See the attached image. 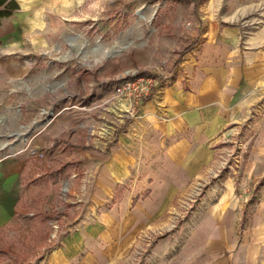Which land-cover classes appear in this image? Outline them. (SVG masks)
Listing matches in <instances>:
<instances>
[{
	"label": "crops",
	"instance_id": "crops-1",
	"mask_svg": "<svg viewBox=\"0 0 264 264\" xmlns=\"http://www.w3.org/2000/svg\"><path fill=\"white\" fill-rule=\"evenodd\" d=\"M15 1L19 9L0 22V150L22 144L9 141L7 112L2 110L8 98V91L1 88L7 82V55L45 49L65 53L73 46V35L87 36L117 5L153 0ZM162 1H186L193 9L198 0ZM188 18L194 23L193 14ZM89 20L90 26L73 34L76 25ZM193 26L186 33L176 32V40L166 43L172 51L184 45L173 59L170 80L142 102L134 118L119 113L115 120L111 117L114 124L106 133L101 131L103 121L95 119L110 118L105 112L112 95L107 84L118 76H111L107 68L89 66L83 74V92L73 93L70 63L55 60L48 68L54 69L46 89L53 94L51 114L32 122L36 127L31 128L28 143L48 152L46 167L57 170V177L74 163L82 171L87 211L105 209L89 226L94 243L129 245L139 231L162 223L175 197L209 170L220 144L233 138L259 107L264 12L244 19L205 15L203 23ZM74 97L85 105L73 108ZM257 129L238 188L233 180L227 181L219 200L203 211L185 248L173 255L166 243L159 251L160 262L168 258L165 264H264V116ZM25 166V156L0 159V230L15 220L25 184L48 177L39 170L27 178ZM84 244L77 238L73 247L78 251ZM111 251L107 257L109 253L112 257ZM58 257L60 264H97L94 261L105 255L78 251Z\"/></svg>",
	"mask_w": 264,
	"mask_h": 264
},
{
	"label": "rangeland",
	"instance_id": "rangeland-1",
	"mask_svg": "<svg viewBox=\"0 0 264 264\" xmlns=\"http://www.w3.org/2000/svg\"><path fill=\"white\" fill-rule=\"evenodd\" d=\"M115 8L114 12L108 13L109 18L96 26L97 32L90 29L87 36L73 35V46L70 50L67 48L65 53L45 49L6 56L8 76L1 88L8 91V98L2 110L7 112L9 141L20 140L22 144L16 143L19 146L15 144L0 150V159L14 154L25 156L27 166L24 174L27 178L39 170L47 172L48 177L39 183L28 181L25 184V194L18 205L15 220L0 230V264H60L58 255L78 251L105 255V258L94 261L97 264H165L169 262L168 258L159 261L162 246L170 244L173 255L180 253L188 244L203 211L219 200L226 182L233 180L235 189L238 188L240 182L237 180L251 156L258 124L264 116V82L258 94L259 107L239 125L233 138L220 144L215 162L209 170L201 178L190 182L175 197L162 223L139 231L129 245H110L106 241L94 243L91 239L93 233L89 226L100 218L105 209L87 211L84 195L86 181L82 178V171L74 163L68 166L62 177H57V170L50 171L46 167L48 152L38 151L31 142L28 143L30 130L36 127L32 122L38 116L46 118V111L51 110L49 105L53 94L46 90L48 82L53 81L54 69H48L51 63L55 60L70 63L73 93L83 92L86 81L83 74L89 66L91 69L107 68V72L111 76H118V79L133 73L146 76L172 73L175 67L173 59L184 48L183 45L181 49L174 47V51L168 49L166 43L176 40V32L184 30L186 33L196 28L193 24L203 23L205 15L244 19L263 13L264 0H198L193 9L186 1L165 4L162 0H153L146 4L138 1L130 6L121 4ZM192 14L194 23L192 18H188ZM91 23L89 20L76 25L73 34L80 33L84 25L90 26ZM189 46L185 45V48ZM13 60L19 65L13 64ZM83 105L85 102L80 103L73 98V108ZM116 106V103L105 105V112L111 115L110 118L94 117L96 121H103L104 129L101 131L106 133V128L114 124L110 119L115 120L118 113L119 116L124 114V111L117 112ZM92 130L96 135L98 130ZM34 151L42 154V157L34 155ZM77 238L85 242L78 251L73 247ZM67 240L71 241L68 243ZM109 251L112 257L111 253L107 257ZM50 256H56L57 261L51 260Z\"/></svg>",
	"mask_w": 264,
	"mask_h": 264
},
{
	"label": "built area",
	"instance_id": "built-area-1",
	"mask_svg": "<svg viewBox=\"0 0 264 264\" xmlns=\"http://www.w3.org/2000/svg\"><path fill=\"white\" fill-rule=\"evenodd\" d=\"M170 76L169 72H162L156 76L133 73L124 79L116 78L107 84V88L112 91L107 103H116L115 110L117 112L124 111V114L133 117L142 102L153 98L160 87L170 80ZM229 140H224V142ZM33 154L42 157V154H38L36 151ZM232 167L231 164L230 168L232 169Z\"/></svg>",
	"mask_w": 264,
	"mask_h": 264
},
{
	"label": "trees",
	"instance_id": "trees-1",
	"mask_svg": "<svg viewBox=\"0 0 264 264\" xmlns=\"http://www.w3.org/2000/svg\"><path fill=\"white\" fill-rule=\"evenodd\" d=\"M19 6L15 0H0V19L11 16Z\"/></svg>",
	"mask_w": 264,
	"mask_h": 264
},
{
	"label": "bare ground",
	"instance_id": "bare-ground-1",
	"mask_svg": "<svg viewBox=\"0 0 264 264\" xmlns=\"http://www.w3.org/2000/svg\"><path fill=\"white\" fill-rule=\"evenodd\" d=\"M46 113H49V114H51V112H49V111H46Z\"/></svg>",
	"mask_w": 264,
	"mask_h": 264
}]
</instances>
